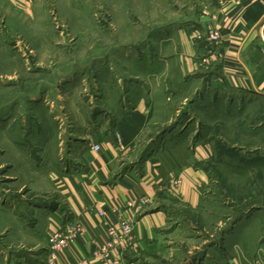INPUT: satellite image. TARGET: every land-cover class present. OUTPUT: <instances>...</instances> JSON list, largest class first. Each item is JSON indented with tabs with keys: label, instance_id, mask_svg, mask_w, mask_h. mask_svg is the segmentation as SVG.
Listing matches in <instances>:
<instances>
[{
	"label": "rangeland",
	"instance_id": "obj_1",
	"mask_svg": "<svg viewBox=\"0 0 264 264\" xmlns=\"http://www.w3.org/2000/svg\"><path fill=\"white\" fill-rule=\"evenodd\" d=\"M229 1L0 0V264L44 263L51 177L84 136L130 111L139 87L156 91V107L135 159L171 140L208 155L200 201H173L136 264H224L232 254L264 264V94L208 75L185 83L165 62L178 46L159 36Z\"/></svg>",
	"mask_w": 264,
	"mask_h": 264
},
{
	"label": "crops",
	"instance_id": "obj_2",
	"mask_svg": "<svg viewBox=\"0 0 264 264\" xmlns=\"http://www.w3.org/2000/svg\"><path fill=\"white\" fill-rule=\"evenodd\" d=\"M5 1L22 5L29 2ZM202 15L209 19L201 21ZM187 24L173 26L169 32L162 31L159 35L162 41L174 43V40L178 46L176 55L165 59L166 63L170 59L175 63L176 77H181L186 83L188 78L208 75L212 82L219 80L218 87L264 94V0H230L216 11L200 13L197 19H191ZM209 29L217 31V41L207 40ZM201 37L206 44L199 41ZM209 50L219 56L207 63L210 70L201 71L202 59L209 55ZM135 91L137 99L130 111L121 114L110 129H97L84 136L82 143L72 147L64 166L54 172L55 177H51L55 181L58 201L54 204L50 200L53 208H50L51 204L46 207L43 231L73 220H79L84 228L54 264H98L90 257V252L105 238L106 224L117 223L115 208L123 207L127 199L143 196L151 201L142 212L136 213L123 207L124 217L131 221L132 236V243L123 254V260L126 264H136L138 256L166 224L168 209L173 201L189 206H195L200 201V186L207 178L202 166L208 155L205 146L182 152L171 140L162 148L158 145L159 148L147 157L135 159L133 151L154 118L152 94L156 92L143 87ZM170 133L166 137H170ZM93 144H98L100 148L91 149ZM125 163L132 168L122 169ZM174 171L182 179L176 196L163 188ZM99 209L105 212V217L98 214ZM33 262L27 261L26 264H35ZM224 264L242 263L239 256L232 254Z\"/></svg>",
	"mask_w": 264,
	"mask_h": 264
},
{
	"label": "built area",
	"instance_id": "obj_3",
	"mask_svg": "<svg viewBox=\"0 0 264 264\" xmlns=\"http://www.w3.org/2000/svg\"><path fill=\"white\" fill-rule=\"evenodd\" d=\"M219 39L216 30H207V40L214 42ZM219 55L209 50V55L202 59L201 63H207L211 59H216ZM209 57V58H208ZM93 150H98V144L90 145ZM181 183L180 176L171 175L168 182L163 184V188L172 196H176L178 187ZM151 201L148 197L140 196L135 199H127L123 207L131 208L139 213L144 210L146 204ZM123 207H116L118 212V221L116 224H106L105 238L97 243L90 252V257L95 259L98 264H126L123 260V254L132 243L131 221L123 215ZM98 214L105 217V212L101 209ZM84 228L79 220H73L67 224H56L52 229L46 231L49 249L45 256V264H54L61 252L70 246L71 242L80 234Z\"/></svg>",
	"mask_w": 264,
	"mask_h": 264
},
{
	"label": "water",
	"instance_id": "obj_4",
	"mask_svg": "<svg viewBox=\"0 0 264 264\" xmlns=\"http://www.w3.org/2000/svg\"><path fill=\"white\" fill-rule=\"evenodd\" d=\"M207 19H209V18L206 17V16H204V15L200 16V20H201V21H206ZM148 146H150V145H147V147H148Z\"/></svg>",
	"mask_w": 264,
	"mask_h": 264
}]
</instances>
